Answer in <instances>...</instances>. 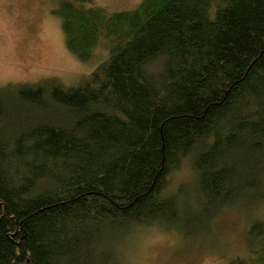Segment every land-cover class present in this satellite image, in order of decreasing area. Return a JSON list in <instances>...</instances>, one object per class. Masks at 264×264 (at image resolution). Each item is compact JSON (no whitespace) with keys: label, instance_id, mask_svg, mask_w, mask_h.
Returning <instances> with one entry per match:
<instances>
[{"label":"trees","instance_id":"1","mask_svg":"<svg viewBox=\"0 0 264 264\" xmlns=\"http://www.w3.org/2000/svg\"><path fill=\"white\" fill-rule=\"evenodd\" d=\"M110 1L50 12L76 61L98 56L76 85L0 86V264H105L113 228L194 227L165 191L183 163L201 208L264 194V0ZM247 231L227 264H264Z\"/></svg>","mask_w":264,"mask_h":264},{"label":"rangeland","instance_id":"2","mask_svg":"<svg viewBox=\"0 0 264 264\" xmlns=\"http://www.w3.org/2000/svg\"><path fill=\"white\" fill-rule=\"evenodd\" d=\"M102 1L94 0V5L101 6ZM113 1L108 3L113 5ZM138 1L116 3L121 8H131ZM58 3L59 0H0V86L34 84L48 78L72 86L77 83L76 80L73 84L75 79L97 64L96 55L88 65L76 61L66 50L60 22L50 13ZM192 175L190 164H181L168 175L165 191L169 194L172 188L178 189L175 194L179 204L183 203L184 214H196L185 219L191 224L197 220L198 224L187 228L186 223L182 227L179 223L160 222L113 228L106 231L101 241L104 249L110 251L104 255L103 263L227 264L232 258L247 257V228L251 219H261L264 228V194H258L253 201L242 197L238 202L222 203L221 207L201 208L197 206L198 193L189 190L195 179ZM184 185L187 187L182 190Z\"/></svg>","mask_w":264,"mask_h":264}]
</instances>
